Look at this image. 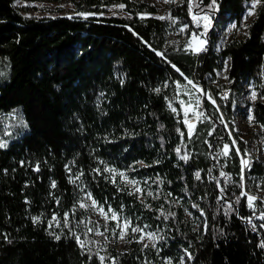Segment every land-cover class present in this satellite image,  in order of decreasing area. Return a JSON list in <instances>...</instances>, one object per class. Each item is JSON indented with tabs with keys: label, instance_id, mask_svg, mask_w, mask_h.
Segmentation results:
<instances>
[{
	"label": "trees",
	"instance_id": "obj_1",
	"mask_svg": "<svg viewBox=\"0 0 264 264\" xmlns=\"http://www.w3.org/2000/svg\"><path fill=\"white\" fill-rule=\"evenodd\" d=\"M19 1L39 0H0V142L7 145L0 148V264H101L84 231L85 194L132 218L158 223L160 217L118 180L132 170L166 199L183 202L174 216L159 220L166 233L160 257L188 251L191 264H264V220L248 223L257 211L241 196L254 194L251 185L264 178V164L253 160L242 171L246 146L227 127L241 110L233 109L232 100L221 101L222 90L210 84L226 61L232 98L251 81L262 84L253 114L264 125V2L244 39L236 37L237 29L252 0H216V10L212 0H194L211 17L207 31L193 23L189 4L176 8L182 23L190 24L188 32L208 41V53L198 59L186 43L169 44L170 24L152 17L157 10L145 2L78 0L80 12L125 7L109 17L69 19L24 16ZM232 23L233 39L215 51L217 28ZM194 76L220 109L207 101L206 115L189 138L176 99H187L179 86L197 91L186 83ZM225 144L227 158L220 156ZM184 154L187 161L180 159ZM185 202L204 213L200 230L187 219ZM257 210L264 215L263 202ZM53 215L60 227L52 221L49 229ZM75 236L86 241L83 249ZM145 257L157 258L135 244L104 264H141Z\"/></svg>",
	"mask_w": 264,
	"mask_h": 264
},
{
	"label": "rangeland",
	"instance_id": "obj_2",
	"mask_svg": "<svg viewBox=\"0 0 264 264\" xmlns=\"http://www.w3.org/2000/svg\"><path fill=\"white\" fill-rule=\"evenodd\" d=\"M74 1L78 0H39L36 2H17L16 5L21 12L22 15L27 17H36V18H57V17H74V16H80L77 15L78 13H89L96 15L98 17H109L113 15H118L120 13L119 5L116 6H102L98 8L96 11L91 12H80L75 7ZM134 2H145L151 6H153L157 13L154 14L152 17H155L159 19V17H168L171 16V19L165 18L160 19L163 21H166L170 24L171 31L169 33L168 41L170 45H173L175 47H178L182 43H186V45L189 42V35L188 32L190 28V24L188 23H182L183 21L178 18V11L176 8L183 6L184 4H191V7H193L194 14H198L199 16H203L205 14L209 15L208 13L202 12L197 8L196 5H194V0H174V2L165 3L164 0H132ZM252 3V2H251ZM251 3L247 5V11L246 14L242 20L241 26L237 29L236 27L233 28L232 26L235 24H228V25H221L217 28V41L214 45V50L217 52H220L224 46L233 39L234 32L237 29V38L238 39H244L248 35V27L251 24L252 20L256 17L257 8L259 4L257 5L255 9V14L252 16L247 17L245 20V17L247 16V13L250 9ZM193 14V15H194ZM92 15V16H93ZM193 15L191 16V19L193 21ZM91 16V15H89ZM83 17V16H81ZM193 23H195L193 21ZM200 25H204V21L200 20ZM196 24V23H195ZM210 25L208 26V28ZM181 28H184L185 30L181 32ZM193 32V31H192ZM196 33V32H195ZM197 34V33H196ZM199 36L200 40L205 41L204 45H206L207 40L205 36H202L201 34H197ZM197 46L194 42V47ZM193 52L192 49H188ZM196 53V52H195ZM229 70V62L226 61L225 67L223 71L218 72L216 74V77L210 82L213 86H216L219 88V90L222 89H230L228 79H225L228 75ZM191 86V85H190ZM197 91H191L190 89H187L185 87L179 86V93L180 95L184 93V95L187 97V99H183L181 96L176 99V103L179 105L180 112L185 117V108H189V111L187 113V118L195 116L201 105V100L205 97L207 101L208 93L207 90L203 89V92L199 91L198 89H201L200 87L195 88ZM262 84H258L256 81H251L248 84H245L241 92L232 98L233 101V109H240L241 113L238 112L237 116L235 114V118L233 120L232 126L228 127L229 132L234 134L237 133L241 140L244 142L246 146V153H243L242 159H247L252 162V160H258L260 163L264 164V125H260L255 122L254 120V104L260 99L259 94L262 91ZM255 91L257 93L256 99L253 100L251 93ZM207 93L208 95H205ZM233 95V93H232ZM211 96V95H210ZM211 98L214 100V98L211 96ZM179 101V102H178ZM211 101V100H210ZM261 101L264 102V98H261ZM183 102V104H181ZM251 118V119H250ZM224 149V148H223ZM223 152V150H222ZM221 152V153H222ZM220 156L223 158H227L228 156ZM245 169V168H244ZM246 169H250L249 166L246 167ZM134 170L129 172H121L124 174L123 177H121L119 174L118 180L131 190L133 194H136L141 202L145 204L147 210H155L156 213L160 216L158 219L162 222L166 221L171 216L169 213H173L175 207H181L183 202H180L176 199H166L162 196L161 191L157 189V187L154 186L153 183L149 182L148 180H145L144 182L137 180L136 176L131 175ZM126 178V179H125ZM135 181L136 185L135 187H139L143 190L142 193H136L135 187L128 183V181ZM251 189L254 194H249L251 196L257 197V199L253 203V207L251 209L258 211V205L259 203H264V178L259 181H254V183L251 185ZM151 192L153 195L149 196L147 193ZM92 200L94 198L91 196V199L88 198V194H85L83 197L82 203L86 205L85 208H81V210L85 213L86 221H85V235L91 236V238L94 240V248L96 249L98 256L105 257L104 263H107L108 260H111L113 262L116 257L120 254L127 253L132 249V247L135 244H138L141 246L142 250L144 249H152L155 251L156 259L153 258H144L141 261V264H167V261H171L172 264H180L181 259L183 258L184 264H191L192 258L189 259L188 256L185 254L186 251L178 252L176 257H168V258H162L159 256L161 251V245L162 242L165 240L166 233L161 228V226L158 225L157 222H148L143 217H135L132 218L128 214L123 212H116L112 208L114 212L117 213L120 223L122 224L123 221L127 220L131 223L132 227H138L143 229V233H132L131 229L128 230V234L125 237V239L121 240L119 238V231L120 229L116 227L117 222L109 220L107 221V228L108 231H105V224L106 221L101 217V215L98 213V210L96 208L91 207ZM100 205V204H98ZM159 205V206H158ZM183 205L186 207V216L187 219L190 221V223L195 227L196 230H200L203 224V219L201 214H197L195 211V208H189V206H192L190 202H185ZM102 206V205H100ZM105 209V212L109 209L108 207L102 206ZM160 207V208H158ZM161 212L164 214L161 215ZM111 215V213H109ZM261 215H257L256 218L259 219ZM97 225L99 226V231L103 233V235L96 234V228ZM92 228L93 231L91 233L88 232V229ZM115 230V234H113V231ZM147 233H155L156 236L160 239H157L156 241H150L147 238ZM144 235L145 238L142 242H138L140 240V236ZM84 241V240H81ZM130 241V242H129ZM86 244V241H84ZM155 243L156 246L153 247L152 244ZM147 244L148 247H144V245ZM188 252V251H187ZM189 253V252H188Z\"/></svg>",
	"mask_w": 264,
	"mask_h": 264
},
{
	"label": "snow or ice",
	"instance_id": "obj_3",
	"mask_svg": "<svg viewBox=\"0 0 264 264\" xmlns=\"http://www.w3.org/2000/svg\"><path fill=\"white\" fill-rule=\"evenodd\" d=\"M164 2H165V3H169V2H174V0H164ZM262 2H264V0H252V3H251V6H250V9H249V11H248V13H247V16L245 17V20L247 19V17L252 16V15L255 14V9H256L257 5L260 4V3H262ZM197 6H199V5H197ZM118 7H119L120 9H123V8L125 7V5L120 4ZM216 7H217V6H216V0H212V3H211V5H210V8H211L212 10H216ZM190 11H191V4H190ZM77 15L83 16L85 19H87L89 15H93V14H89V13H78ZM68 18L71 19L72 17L69 16ZM142 18H143V17H142ZM165 18L171 19V16L169 15L168 17H159V19H165ZM192 18H193V21L197 24L198 27L200 26V23H199L200 20H203V21L205 22L204 25H203V27H204L205 31H207V28H208V26H209L210 23H211V17H210L209 15L205 14V15H203V16L201 17V16H199L198 14H194ZM232 27L235 28L236 25H233ZM184 30H185L184 28H181V32H183ZM194 42H195L196 45H197V46H195V47H194ZM204 43H205V41L200 40L199 36H197V35H193L192 39H190L189 42H188V44L186 45V49H185V50H187V49L190 48V49H192L194 52L199 53V52L205 50L204 47H203V46H204ZM157 55H163V54L160 53V52H157ZM177 71H179V69H177ZM181 75H183V74L181 73ZM225 79H227V77H225ZM188 83H189V84H192L193 88H198V86H197L196 84H194L191 80H189ZM198 90L201 91V92H203V89H198ZM156 91L159 92L160 90H159V89H156ZM205 95H208V94L205 93ZM251 96H252V99L255 100V99H256V96H257V93H256L255 91H253V92L251 93ZM222 98L227 99V93H225L224 96H223ZM208 99L211 100V102L213 103V105H215L216 102H215V100H213V99L211 98L210 95H208ZM181 104H183V102H181ZM169 107H171V104L169 105ZM189 108H190V106H189ZM189 108H185V121H184V122H185V124H186L187 127H188V135H189V138H191V136H192V134H193V131H194V128H195V125H194L193 123H191L190 121H188V119H187V113H188V111H189ZM172 110H173V111H176L175 108H173ZM200 115H202V113H201ZM221 119H223V118H221ZM250 119H251V118H250ZM181 135H183V133H181ZM230 135H231V133H230ZM235 145H236V141L233 140V146H235ZM6 146H7V145H6L5 143L0 142V148H4V147H6ZM176 151H177V154L179 155V154H180V149H177ZM235 151H236V154H237V155L240 154V149H239L238 147L235 148ZM229 153H230L229 145L225 144V145H224L223 152L221 153V155H223V156H228ZM180 159H181V160H184V161H187V160L189 159V157H188L187 154H184V155H181V156H180ZM241 165H242V171H243L244 168H246V167H248V166L250 165V161L247 160V159H241ZM37 170H38V168H37ZM97 171H99V170H97ZM105 171L114 172L113 169H109V168H105ZM119 175H120L121 177L124 176L123 173H120ZM222 175H224V174L222 173ZM196 178H197V179L200 178V173H199V172L196 173ZM242 178H243V177H242ZM77 179H79V177H77ZM125 179H126V178H125ZM73 182H74V181H73ZM128 183L132 184L134 187H135V185H136V182H135V181H131V180H130V181H128ZM52 186L55 187V182H53V185H52ZM221 191H223V190H221ZM135 192H136V193H142L143 190H142L141 188H139V187H135ZM130 194H133V193H130ZM147 195L152 196L153 194H152L151 192H149V193H147ZM169 195H171V194L169 193ZM241 196H246V197H247V200H248V206H249V207H253V203H254V201L257 199V197H255V196H251V195H249V194L246 193V192H242V193H241ZM88 198L91 199V194H90V193L88 194ZM237 202H239V198L237 199ZM80 207H81V208H85L86 205L83 204V203H81V204H80ZM91 207L96 208V209L98 210V213L101 215V217L106 221V224H105V231H108V230H109V229L107 228V221L112 220V221H116V222H117L116 227L120 229V231H119V238H120L121 240L125 239V237H126L127 234H128V230H129V229H131V232H132V233H143V229L138 228V227H132V226H131V223H130L129 221H127V220L123 221V223L121 224L120 221H119V218H118L117 213L114 212L110 207H109V209L107 210V212H105V209H104L102 206L98 205V203H97L95 200H92ZM193 207H197V206H196V205H193ZM228 208H229V210H230V209L232 208V205L229 204V205H228ZM109 213H111V215H109ZM163 214H164V213L161 212V215H163ZM169 215H173V216H174V213H169ZM201 215H204V213H203L202 211H201ZM165 218L167 219V217H165ZM259 219L264 220V215H261V216L259 217ZM52 221H56V226H57V227H60V221L57 219V217H56L55 215H53L52 220H50V221L48 222V223H49V229H51V227H52ZM63 221H64L63 226H64V227H68V224H69V218H68L67 215H65V217L63 218ZM33 222H34V223L39 222V218H38V217H37V218H33ZM249 223H251V221H249ZM253 227H255V225H253ZM261 227H264V224H262ZM92 231H93L92 228H89V229H88V232H89V233H91ZM112 231H113V234H115V230H112ZM96 234H98V235H103V233H101V232L99 231V226H98V225H97V228H96ZM50 235H55V239H57V240L60 239V235H58V234H53V233L50 232ZM74 235H75V234H74ZM75 238H76V240H77V243H78V244L80 245V247L83 249V248L85 247V242H84V241H81V239H80L79 236H75ZM144 238H145V236L142 234V235L140 236V240H139L138 242H142V241L144 240ZM147 238H148L150 241H156L157 239H160V238H158V237L156 236L155 233H147ZM129 242H130V241H129ZM152 246L155 247L156 244L153 243ZM261 246L264 247V244H262ZM144 247L146 248V247H148V245L145 244ZM89 251H90V249H89ZM185 254L188 256L189 259L192 258L191 253H188V252L186 251ZM99 259H100V261H101V264H104V259H105V257L100 256ZM167 264H172V262L169 260V261H167ZM180 264H184L183 258L181 259Z\"/></svg>",
	"mask_w": 264,
	"mask_h": 264
},
{
	"label": "built area",
	"instance_id": "obj_4",
	"mask_svg": "<svg viewBox=\"0 0 264 264\" xmlns=\"http://www.w3.org/2000/svg\"><path fill=\"white\" fill-rule=\"evenodd\" d=\"M193 35H197V34H196L195 32H191L190 35H189V40L192 39ZM206 40H207V39H206ZM203 47H204L205 50H203V51H201V52H199V53H195V52L193 51L194 55H196V57H197L198 59H199L201 56H203V54L208 53V41H207L206 45H204ZM194 79H195L194 81L191 80L194 84H196V85H197L198 87H200L201 89H205L204 85H202L201 83H199V81L197 80V78H196L195 76H194ZM188 81H189V80H188ZM188 81L186 82L187 84H189ZM178 84H179V82H176V85H177V86H178ZM189 85L192 86V84H189ZM205 90L208 91V89H205ZM208 93L214 98V100H215V102H216V103H215V106H216L218 109H220L219 104L217 103V100H216L215 95H214L210 90L208 91ZM225 93H227V99L222 98V97L224 96ZM231 97H232V91H231L230 89H222V91L220 92V95H219V99H220L221 101H223L226 105L230 103V101H231ZM178 102H179V101H178ZM206 102H207V100H206V98L204 97V98L201 100V105H200V109H199L198 113H197L195 116H192V117H188V118H187L188 121H190L191 123H193V124L195 125V128H194V131H193L192 136L194 135L197 126L199 125V123L203 120L204 116L206 115ZM209 102H211V101L209 100ZM201 113H202V115H200ZM184 121H185V117H183V123H184V125H185V127H186V129H187V134H188V127H187V125L185 124ZM192 136H191V137H192ZM188 137H189V135H188ZM236 146H237V145H236ZM229 149H230V147H229ZM241 157L243 158V155H242V154H241ZM252 164H253V160H252V162L250 163L249 168H251ZM257 215H261V214L257 211V212L253 215V217H251V218L249 219V221H251V223H249V221H248V223H249L250 225H252V224L254 223V219L256 218Z\"/></svg>",
	"mask_w": 264,
	"mask_h": 264
}]
</instances>
